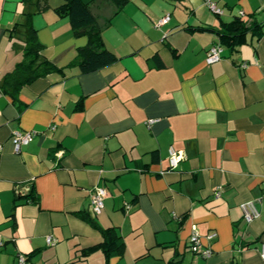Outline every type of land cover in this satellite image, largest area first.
Listing matches in <instances>:
<instances>
[{"label": "crops", "instance_id": "crops-1", "mask_svg": "<svg viewBox=\"0 0 264 264\" xmlns=\"http://www.w3.org/2000/svg\"><path fill=\"white\" fill-rule=\"evenodd\" d=\"M213 1L221 15L205 0H130L119 11L95 0L118 60L88 73L78 65L88 37L53 10L63 0L32 15L44 57L62 71L24 85L17 100L0 90V264H105L100 248L84 253L102 236L78 212L123 236L126 252L110 264H264V0ZM35 10L0 0V79L22 59L11 31ZM236 17L262 34L222 45L208 64L219 35L204 27ZM17 131L37 132L18 152ZM170 149L182 156L174 169ZM95 187L107 191L98 215ZM250 201L259 216L247 223ZM194 230L210 256L192 250Z\"/></svg>", "mask_w": 264, "mask_h": 264}, {"label": "trees", "instance_id": "trees-1", "mask_svg": "<svg viewBox=\"0 0 264 264\" xmlns=\"http://www.w3.org/2000/svg\"><path fill=\"white\" fill-rule=\"evenodd\" d=\"M35 4L36 10L29 12L23 22H18L11 35L20 37L24 43L22 59L15 68L6 73L0 79V90L10 94L14 100L20 89L50 71H62L60 67L54 65L43 55V45L40 43L37 30L32 24L31 17L35 12H43L50 8L48 0H23ZM95 0L85 2L83 0H63V3L53 8L60 16H66L75 35H86L88 43L79 48L81 59L78 63L80 72L88 73L99 70L115 63L117 55L104 46L101 29L97 18L92 12L91 4ZM117 11L126 6L130 0H109ZM207 30H214L219 35V43L230 50H236L246 43V35L251 32L253 35H261L262 29L257 22L248 23L241 17H236L229 22L221 21L219 28L204 27ZM157 158V156H155ZM32 196V194H30ZM36 202L38 198L36 197ZM80 219L87 222L94 229L98 230L102 236V241L94 246L86 248L85 254H89L100 248L105 257V264H110L112 259L122 258L126 252V243L123 236L114 226H101L90 212L75 213ZM144 254L138 258L145 257ZM138 264H144L141 261ZM150 264H185L182 259L173 258L166 262L156 261Z\"/></svg>", "mask_w": 264, "mask_h": 264}, {"label": "built area", "instance_id": "built-area-1", "mask_svg": "<svg viewBox=\"0 0 264 264\" xmlns=\"http://www.w3.org/2000/svg\"><path fill=\"white\" fill-rule=\"evenodd\" d=\"M206 5L216 14L221 15L223 10L219 8L213 0H205ZM241 16L243 13H240ZM169 17H165L159 23H164L168 21ZM223 52L222 45L218 42L212 45L207 53L206 61L208 64L215 62L221 58ZM37 135L36 131H17L14 133L12 141L14 144V149L16 152L19 151L20 147L26 144H29L34 137ZM182 156L178 154L174 149L169 150V162L170 167L172 169L176 168L178 162L181 160ZM107 196V191L103 187H95L91 192V206L92 211L96 215L100 214L104 208V199ZM216 196H219V191H216ZM264 197V193L263 196ZM244 209V219L247 223H250L254 218L259 216L258 210L256 209L255 204L250 201L243 205ZM214 237V234L208 236V238ZM56 240L52 237H47V243L50 245H54ZM2 237L0 236V246L2 245ZM190 245L194 252H199L203 257H208L211 255V250L209 248L202 247L199 239V234L197 231H193L190 237ZM262 255L264 256V249L262 251ZM25 258L20 256L18 259L17 264H24Z\"/></svg>", "mask_w": 264, "mask_h": 264}]
</instances>
